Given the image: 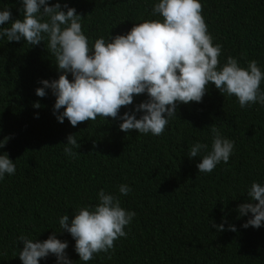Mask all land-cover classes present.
Returning a JSON list of instances; mask_svg holds the SVG:
<instances>
[{
	"label": "trees",
	"instance_id": "16d2710c",
	"mask_svg": "<svg viewBox=\"0 0 264 264\" xmlns=\"http://www.w3.org/2000/svg\"><path fill=\"white\" fill-rule=\"evenodd\" d=\"M66 2L84 16L90 45L100 37L127 34L135 23L162 19L151 14L159 0ZM200 2L213 43L222 45L221 64L232 56L245 68L256 60L264 71V0ZM4 9L13 19L23 17L21 0H0ZM45 48L47 41L30 48L24 41L0 40V139L11 137L0 153L16 165L15 174L0 181V264H22L19 236L43 241L53 231L68 242L69 259L84 264L59 219L68 214L71 220L79 208L94 207L101 189L119 196L121 206L136 215L114 251L87 264H264V224L245 229L251 214L240 217L237 211L248 202L252 182L264 185V106L241 108L235 96H223L210 85L202 103L178 104L159 137L122 132V121L111 118L72 127L67 119L57 121L50 89L43 98L35 94L39 81L60 75ZM146 98L135 97L121 115ZM37 101L39 109L33 107ZM212 124L234 141V150L228 163L203 174L196 167L202 157L189 159L188 152L196 142L211 147ZM69 134L81 145L74 158L63 150ZM121 184L132 189L127 196L119 194ZM224 220L225 231L210 226ZM229 224L237 231H228ZM39 264H56V257Z\"/></svg>",
	"mask_w": 264,
	"mask_h": 264
},
{
	"label": "clouds",
	"instance_id": "9594fccd",
	"mask_svg": "<svg viewBox=\"0 0 264 264\" xmlns=\"http://www.w3.org/2000/svg\"><path fill=\"white\" fill-rule=\"evenodd\" d=\"M21 3L22 18L13 19L10 9L0 10V25H8L0 27V40L24 41L30 48L47 41L45 49L55 57L60 75L58 79L39 81L42 86L35 94L43 98L48 94L46 89L51 90L55 96L53 114L61 124L67 119L77 127L98 117L111 118L122 121V132L135 130L159 137L176 116L178 104L202 103L210 85L223 96H235L241 108L256 103L264 106V71L256 60L248 61L245 68L232 56L221 64L222 45L213 43L200 0H159L151 14L162 19L135 23L127 34L110 35L108 40L100 37L94 45L89 44L83 31L84 16L66 0L63 4L61 0ZM145 94L146 100L121 115L122 108H129L135 97ZM33 107L39 109L41 105L37 101ZM210 131V148L207 143L196 142L188 152L189 159L202 157L196 167L203 174L212 173L221 162L228 163L234 150V141L224 137L219 128L212 124ZM10 138L0 139V149ZM80 146L75 135L69 134L65 155L76 157L79 153L74 149ZM15 172L14 161L7 153H0V181ZM131 190L126 184L119 186L120 195L127 196ZM98 200L94 207L79 208L71 220L68 214L59 219L61 231L71 235L75 252L84 264L100 253L114 251L115 241L127 237L125 228L136 215L121 206L119 196L103 189L98 192ZM247 201L237 209L240 217L251 214L242 227L258 229L264 224V185L252 182ZM226 222L212 221L210 226L222 232ZM227 230L237 231L231 224ZM17 241L23 244L18 255L22 264H39L49 255L56 257V264H74L66 252L68 242L58 239L57 232L43 241L24 235Z\"/></svg>",
	"mask_w": 264,
	"mask_h": 264
}]
</instances>
